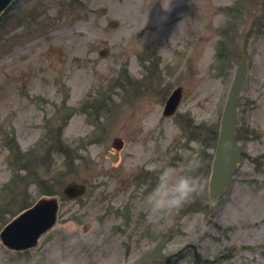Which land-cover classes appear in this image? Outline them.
Wrapping results in <instances>:
<instances>
[{"label":"rangeland","instance_id":"374dc122","mask_svg":"<svg viewBox=\"0 0 264 264\" xmlns=\"http://www.w3.org/2000/svg\"><path fill=\"white\" fill-rule=\"evenodd\" d=\"M234 2L13 1L0 17V228L46 188L75 181L87 192L60 202L35 248L0 244V264H264V0H239L227 28ZM243 55V155L211 202L208 130ZM176 86V115L163 118ZM115 137L124 146L113 163ZM15 152L25 201L11 206ZM165 168L187 170L202 189L156 219L145 194Z\"/></svg>","mask_w":264,"mask_h":264},{"label":"water","instance_id":"95a60500","mask_svg":"<svg viewBox=\"0 0 264 264\" xmlns=\"http://www.w3.org/2000/svg\"><path fill=\"white\" fill-rule=\"evenodd\" d=\"M10 1L0 0V13ZM100 12H104V10ZM109 26L114 27L116 23L110 22ZM246 67V58L242 57L233 76L222 110L208 185L212 201H215L227 186L239 162L241 149L235 142L236 108L246 78ZM180 98L181 89H176L166 102L165 115L174 112ZM121 145L122 142L119 139H115L112 144L116 150ZM62 193L67 198H76L85 193V188L83 185L71 182L63 188ZM57 210L58 203L55 198L38 200L32 208L18 215L4 227L0 233L1 242L13 250H25L35 246L38 237L54 224Z\"/></svg>","mask_w":264,"mask_h":264},{"label":"clouds","instance_id":"9594fccd","mask_svg":"<svg viewBox=\"0 0 264 264\" xmlns=\"http://www.w3.org/2000/svg\"><path fill=\"white\" fill-rule=\"evenodd\" d=\"M195 167V162L187 165V169ZM201 189L198 177L189 174L187 170L177 172L165 168L159 173L155 185L145 194V200L154 218L158 219L166 213L178 211Z\"/></svg>","mask_w":264,"mask_h":264},{"label":"trees","instance_id":"16d2710c","mask_svg":"<svg viewBox=\"0 0 264 264\" xmlns=\"http://www.w3.org/2000/svg\"><path fill=\"white\" fill-rule=\"evenodd\" d=\"M18 163H19L18 162V156H17V154L15 152V154L12 155V163L11 164H12V167H13V172H16V174H17V170H18ZM24 166L25 165L23 164L21 169L26 170V168ZM22 176L24 178L23 177L20 178L19 174L16 175L15 177H13V179L11 180V182L7 186L8 187V191L10 190L11 192L14 193L13 194V197H14L13 199H17L19 197V192H20V190L22 188V187H19V182H21L20 185H22L24 180H25V176L24 175H22ZM15 181H16V183L14 184ZM15 186H18V187H15ZM43 192L46 193V194H52L53 193V191L51 189H48V188L43 190ZM0 214H2V213H0Z\"/></svg>","mask_w":264,"mask_h":264}]
</instances>
